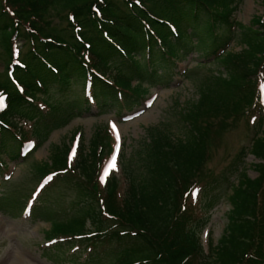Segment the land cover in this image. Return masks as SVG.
Masks as SVG:
<instances>
[{
  "label": "trees",
  "instance_id": "trees-1",
  "mask_svg": "<svg viewBox=\"0 0 264 264\" xmlns=\"http://www.w3.org/2000/svg\"><path fill=\"white\" fill-rule=\"evenodd\" d=\"M238 2L0 0V168L28 156L27 142L35 150L92 106L100 114L132 109L147 87L168 79L159 68L176 66L188 49L209 42L206 58L219 65L201 79L195 99L178 105L180 134L167 124L147 128L140 172L125 161L124 181L114 172L102 181L114 142L107 124L86 145L79 141L74 156L79 131L52 146L49 160L37 162L39 179L53 175L42 191L60 180L76 186L74 212L52 221L49 234L62 237L59 244L108 247L109 264H264V9L240 24L233 17ZM220 27L228 33L222 42ZM236 35L240 49L226 50ZM16 39L25 50L15 55ZM77 85L83 95L76 94ZM242 117L253 134L234 158L236 182L222 174L231 188L227 220L216 244L210 239L204 248L201 197L218 179L204 167L220 132ZM246 153L258 160L253 178L238 167Z\"/></svg>",
  "mask_w": 264,
  "mask_h": 264
},
{
  "label": "rangeland",
  "instance_id": "rangeland-1",
  "mask_svg": "<svg viewBox=\"0 0 264 264\" xmlns=\"http://www.w3.org/2000/svg\"><path fill=\"white\" fill-rule=\"evenodd\" d=\"M263 9L261 0H239L233 17L240 24H247L254 15L261 14ZM52 19L54 23L59 21L55 14ZM216 31L217 40L224 41L228 35L227 31L221 27ZM237 31L238 28L234 26L235 34ZM237 35L229 41L226 50L240 49ZM193 40L196 44L197 37L194 36ZM207 44L205 48H199V44L197 48L184 51L176 66L173 63L169 69L159 68L160 76H167L168 79L147 87L144 94L147 102L138 98L134 108L121 110L120 115L116 111L100 114L92 106L89 111H83L82 115L72 118L66 125L52 130L47 140L35 150L29 151L28 156L13 161L7 160L6 166L0 168V264H109V253L104 255V251L109 250L108 247L103 249L98 245L97 249H92L80 241H77V245L53 243L51 237L55 234H49L52 221L63 214L74 212L77 207L73 205L77 199V190L72 180L71 183L68 180H60L42 191L44 182L39 179L35 165L39 161L49 160L52 146L68 143L73 131H79L80 141L86 145L99 125L107 124L116 133L119 151L116 160L106 167L105 173L115 172L124 181L121 171L125 161L128 164L130 162L135 174L139 173L138 152L143 148V141L147 140V128L167 124L174 134H180L178 105L185 100L195 99V90L201 79L209 75L211 69L219 66L212 62V58H206L208 46L211 45L209 42ZM22 45L23 40L16 39L15 46L24 51L25 47ZM4 60L3 50L0 48L1 73L5 71ZM205 61L210 63L200 65ZM75 90L78 95L84 94L80 85H77ZM71 93L72 90L66 95L73 97ZM231 124L220 132V139L211 147L210 157L204 167L207 174L218 177L217 182H210L204 191L203 185L199 190L200 196L202 191L204 192L201 197L203 207L199 205L204 220L200 230L204 247H207L210 239L212 244H216L227 220L226 213L230 206L227 196L231 188L228 180L221 178L222 174L236 182L238 173L231 171L234 158L241 147L249 146L253 134L243 117ZM76 142L77 140L74 145ZM255 162L258 160L246 153L242 161L237 163L239 169L246 171V174L253 178L257 175L253 168ZM204 178L207 180L206 176ZM211 185L213 188L209 190ZM21 207L28 208L24 211ZM36 207L40 210L35 218ZM29 210H32V214H29Z\"/></svg>",
  "mask_w": 264,
  "mask_h": 264
},
{
  "label": "snow or ice",
  "instance_id": "snow-or-ice-1",
  "mask_svg": "<svg viewBox=\"0 0 264 264\" xmlns=\"http://www.w3.org/2000/svg\"><path fill=\"white\" fill-rule=\"evenodd\" d=\"M114 166V165H113Z\"/></svg>",
  "mask_w": 264,
  "mask_h": 264
}]
</instances>
